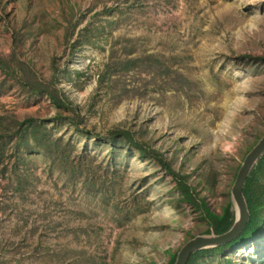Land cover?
I'll use <instances>...</instances> for the list:
<instances>
[{
    "label": "rangeland",
    "instance_id": "1",
    "mask_svg": "<svg viewBox=\"0 0 264 264\" xmlns=\"http://www.w3.org/2000/svg\"><path fill=\"white\" fill-rule=\"evenodd\" d=\"M0 59V264H168L214 235L264 136V0H0ZM257 178L251 238L193 264H264Z\"/></svg>",
    "mask_w": 264,
    "mask_h": 264
},
{
    "label": "trees",
    "instance_id": "2",
    "mask_svg": "<svg viewBox=\"0 0 264 264\" xmlns=\"http://www.w3.org/2000/svg\"><path fill=\"white\" fill-rule=\"evenodd\" d=\"M5 68V63L0 59V69ZM41 92V90H40ZM56 105L61 106L62 102L52 98ZM22 125H29L33 126L35 124L33 118H28L24 122L21 123ZM122 135L125 138V141L130 143L131 145L135 146L136 149L145 152V149L143 145L134 137V135L130 131H124ZM116 134H111L112 141L114 140ZM146 153V152H145ZM152 156H154L159 165L166 171L167 174L172 176L174 180H176L178 185L179 193L183 196L184 200L188 201L190 204L194 203L193 195L191 192V187L187 184V181L184 176H180L178 173H176L170 165L166 162L164 158H162L158 153L156 152H150ZM64 157V154H62ZM264 172V152L262 155L258 158V160L254 163L252 169L250 170L243 189V195L247 204V208L250 214V218L244 228L242 229L241 233L233 239L228 244L224 245L225 247L234 246L238 247L240 245H243L247 240H249L252 236V233L257 229V219H258V212L260 207V197L259 193L256 187L257 177ZM203 212L207 215V218H209L210 222V231L209 234L214 235H221L226 233L231 229V227L234 224L235 221V211L231 204V202H228L227 206L223 210L222 214H215L212 211L208 209L204 205ZM220 249L221 247H217ZM206 249L199 250L194 252L187 264H193L194 260L198 258L202 253H204ZM177 255V254H176ZM176 255H173L169 261L168 264H174L176 260Z\"/></svg>",
    "mask_w": 264,
    "mask_h": 264
},
{
    "label": "water",
    "instance_id": "3",
    "mask_svg": "<svg viewBox=\"0 0 264 264\" xmlns=\"http://www.w3.org/2000/svg\"><path fill=\"white\" fill-rule=\"evenodd\" d=\"M264 152V136L250 150L244 158L234 183L231 187V204L235 211V221L229 231L221 235L197 236L187 241L177 252L174 264H187L190 256L199 250L216 247L235 239L242 231L250 218L247 204L243 195L246 178L252 169L254 163Z\"/></svg>",
    "mask_w": 264,
    "mask_h": 264
}]
</instances>
